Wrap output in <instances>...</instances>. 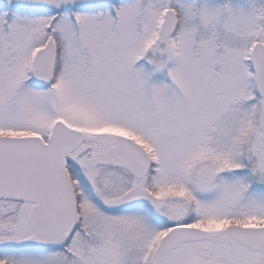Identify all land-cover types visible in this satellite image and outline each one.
<instances>
[{"label": "snow or ice", "instance_id": "obj_1", "mask_svg": "<svg viewBox=\"0 0 264 264\" xmlns=\"http://www.w3.org/2000/svg\"><path fill=\"white\" fill-rule=\"evenodd\" d=\"M0 264H264V0H0Z\"/></svg>", "mask_w": 264, "mask_h": 264}]
</instances>
